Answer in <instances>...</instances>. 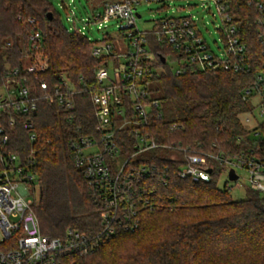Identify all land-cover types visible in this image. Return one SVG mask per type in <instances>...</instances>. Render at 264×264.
I'll return each mask as SVG.
<instances>
[{"label": "built area", "instance_id": "obj_1", "mask_svg": "<svg viewBox=\"0 0 264 264\" xmlns=\"http://www.w3.org/2000/svg\"><path fill=\"white\" fill-rule=\"evenodd\" d=\"M176 1L183 0L104 1L102 10L95 9L88 24L115 21L117 32L97 43L88 40L90 55L102 60L94 83H83L77 89L63 75L61 86L50 89L47 82L40 84L47 91L48 101L67 112L76 109L75 95L92 93L98 120L96 136L73 138L68 150L99 211L102 227L97 233L69 229L63 237L43 235L33 209L34 158L10 155L6 146L9 128L16 122L14 115L36 112L35 88L27 85L28 76L45 73L48 60L35 45H30L29 53H25L28 63L22 69L8 70L0 84V242L9 241L11 245L7 251H0V264H62L66 255L93 254L120 229L135 231L141 224L142 210L160 207L155 183L164 180L173 166L179 178L206 183L221 169L220 175L227 174L238 187L244 186V172L248 189L264 195V72L256 76L243 96L249 105L251 101L254 104L243 117L247 134L237 137L238 149L212 152L200 143L167 142L161 128L155 126L164 117L158 87L162 70L155 65L156 50L167 46L178 54L174 63L177 75L187 70L250 74L254 64L248 33L233 11L244 1L259 10L256 34L264 47V0H196L205 10H211L208 3L216 7L217 15L213 17L220 19L224 45L220 54L210 49L193 14L153 19L148 30L138 26L142 18L138 8L142 4L157 3L168 9V4ZM61 6L67 20L74 22L76 14L71 6L64 1ZM67 32L84 36L76 29ZM40 37L39 33L32 34L29 42L36 43ZM24 127L30 140H36L33 122L28 120ZM180 128L177 123L171 126L173 131Z\"/></svg>", "mask_w": 264, "mask_h": 264}, {"label": "trees", "instance_id": "obj_2", "mask_svg": "<svg viewBox=\"0 0 264 264\" xmlns=\"http://www.w3.org/2000/svg\"><path fill=\"white\" fill-rule=\"evenodd\" d=\"M233 14L248 33L254 64L250 74L187 70L177 75L172 64L178 54L167 46L156 50L164 117L155 126L167 142L200 143L212 152L240 148L237 137L247 134L243 117L250 110L243 96L264 72V47L256 34L259 10L244 1ZM36 33L40 40L30 43V35ZM30 45L47 58L48 69L28 76L27 85L35 88L36 112L14 115L6 151L34 158L33 209L43 235L63 237L69 229L97 233L102 227L99 211L68 150L71 139L96 136L92 93L75 95L76 109L67 112L48 101L40 84L47 82L50 89L61 86L65 75L77 89L83 83L92 85L102 60L90 55L86 37L67 32L49 0H0V84L9 69L28 63L25 53ZM28 120L34 124V141L24 127ZM176 123L181 128L171 130ZM220 171L209 183L193 182L179 178L173 166L164 180L155 183L160 207L142 210L138 229H120L93 254L66 255L62 264H264V195L249 190L247 199L233 200L218 187ZM10 245L0 242V251Z\"/></svg>", "mask_w": 264, "mask_h": 264}, {"label": "rangeland", "instance_id": "obj_3", "mask_svg": "<svg viewBox=\"0 0 264 264\" xmlns=\"http://www.w3.org/2000/svg\"><path fill=\"white\" fill-rule=\"evenodd\" d=\"M54 9L56 10L59 18L62 20L66 29H76L84 35L90 42L97 43L104 39L107 34L115 35L117 32L116 22L110 21L108 23L93 24L89 23L92 18L93 11L96 9L102 10L101 6L104 1L107 0H63L66 5H70L74 10L76 16L73 21H68L67 13L62 8V0H49ZM194 5L191 9L189 5ZM171 8L163 9V5L157 3L142 4L138 8V12L142 15V18L138 20V26L142 30H148L152 26V20L157 18H163L164 16H187L193 14L197 17L199 28L204 38L206 39L210 49L220 54L223 50V41L219 32L221 25L218 17H213V14L217 15L216 7L214 4L208 3L211 6V10H205L201 7V3L196 0L192 1H176L168 4ZM174 68L177 66L172 64ZM254 102L251 101L250 105ZM256 115L258 110L255 111ZM258 117V116H257ZM243 177V187L236 186L235 183L229 181L227 174H221L218 180V187L221 190H227L231 198L235 201L245 200L249 196V180L244 172H241ZM38 198V192L35 195ZM1 236V233H0Z\"/></svg>", "mask_w": 264, "mask_h": 264}, {"label": "water", "instance_id": "obj_4", "mask_svg": "<svg viewBox=\"0 0 264 264\" xmlns=\"http://www.w3.org/2000/svg\"><path fill=\"white\" fill-rule=\"evenodd\" d=\"M50 18H52V14H50ZM162 62L165 63L166 59L165 58H161ZM232 179H236L235 175L231 176Z\"/></svg>", "mask_w": 264, "mask_h": 264}]
</instances>
